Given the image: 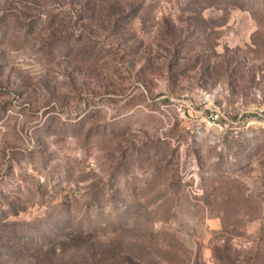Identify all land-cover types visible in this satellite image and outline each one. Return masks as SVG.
<instances>
[{
	"label": "rangeland",
	"instance_id": "1",
	"mask_svg": "<svg viewBox=\"0 0 264 264\" xmlns=\"http://www.w3.org/2000/svg\"><path fill=\"white\" fill-rule=\"evenodd\" d=\"M0 264H264V0H0Z\"/></svg>",
	"mask_w": 264,
	"mask_h": 264
}]
</instances>
